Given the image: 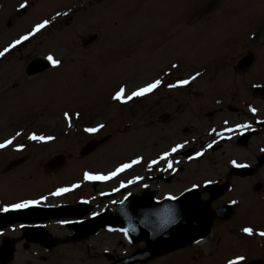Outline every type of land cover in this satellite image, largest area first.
<instances>
[{
    "label": "rangeland",
    "instance_id": "rangeland-1",
    "mask_svg": "<svg viewBox=\"0 0 264 264\" xmlns=\"http://www.w3.org/2000/svg\"><path fill=\"white\" fill-rule=\"evenodd\" d=\"M20 1L0 0L3 10L0 13V52L10 51L13 48L12 45H16L13 52L0 61V144L17 137V133L24 132L38 134L44 132L54 139L42 141L40 144L25 145L24 152L17 150L16 147L3 148L0 150V173L9 161L20 155H32L30 163L34 165L42 164L48 157L60 152L74 157L66 163L61 171L55 174H58L56 177L46 178L39 167H31V175L27 179L20 178L24 174L23 170L16 171L9 177L0 175V199L5 203L16 202L28 197L36 198L50 192L52 186L58 182V184L61 182L68 184L74 179H80L83 162H85V166L106 170L102 159L115 160L144 151L151 143L150 134L146 131L119 135L105 147L99 149L92 159L86 161L81 157L80 152L92 139L88 135L82 134L81 126L103 124L104 127L100 129L97 139L108 135L114 136L128 124L134 125L132 130L136 126L139 129L144 128L145 125L149 127L162 126L155 119L167 110L166 100L156 102L158 100L154 99L157 97L155 96L150 99L153 101L152 106H147L145 100H136L123 107L121 103L118 105L112 102L116 93L114 91L118 88L121 89L122 85H126L124 89L127 97L136 87H143L157 79L164 82L163 76H167L165 78L167 80L169 77L170 79L189 78L192 71L189 72L188 67H194L192 64L180 66L183 69L179 73L177 69L172 70L169 65L175 60L186 57H211L212 50H214V54L218 51L219 44L222 43L224 37L234 34L240 36L244 34V31L259 30L261 25L256 23L258 18L261 23L264 22V0H227L232 5L230 22L227 20V15L222 17L217 24L200 27L197 30L188 23L186 24L187 28H175L163 38L159 34L160 30L174 15L170 12L161 15V6L159 5L166 2L174 3L176 0H157V7L152 2L146 3V0H109L101 7L95 8L94 12L93 9L82 12L79 15L81 24L75 19L77 17L75 14L73 20L76 23L69 28L70 30L66 29V22L63 20L66 17L63 12H60V15H56L57 17L52 20L56 19L51 28L47 25L36 32L34 35L37 37L34 41L19 50V44L16 42L22 41L24 36H29V39L33 37L34 35L31 33L34 32L36 25L46 20L49 21L47 18L50 8L56 10L55 7L66 0H45L43 6L32 13L31 18L29 16L16 19L14 13ZM69 4L71 2L67 5ZM154 9L155 11L151 13ZM39 14H43L42 18H35ZM54 16L51 14V19ZM10 20L12 26L8 27L7 23ZM189 27L192 29H188ZM77 29V32H72ZM69 31L72 32V38ZM96 31H101L104 38L102 37L103 39L96 44L83 49L82 41ZM70 41H72V47L68 45ZM226 42L231 41L227 40ZM262 46L261 51H264V43L259 45L258 50ZM249 49L250 45L244 49H230L233 57L232 65L239 57L238 53ZM78 51L83 56L73 57L72 55L73 58H70V61L68 60V63L59 71L56 70L52 73L48 71L49 75L41 76L36 80L28 78L25 74V68L36 57L51 55L61 63L69 57L67 52L75 54ZM96 51L97 54H95ZM233 52H236L235 56ZM177 73L180 75L175 76ZM49 81H51V86ZM169 82L171 81L169 80L167 83ZM11 87L19 88L12 89ZM183 96L178 98L174 108L176 105L186 106L189 97L188 95ZM65 113H68V117L65 116ZM86 115L89 118L86 119ZM97 115L100 117L99 120L94 119V116ZM71 120L74 122L70 127H67V122ZM83 159L85 161H82ZM207 159L211 160L210 157H207L200 163L208 162ZM59 173L61 174L59 175ZM84 194L87 195L89 192L85 191ZM78 196H80L79 193L66 200L72 201V198ZM251 210L253 214L258 212L264 218V205H252ZM248 219L252 221L259 218L254 216ZM62 232L55 235L67 238L69 231ZM14 236L19 235L14 234ZM97 239L99 241H97L96 248L91 249L90 252L86 249L87 243L72 246L62 245L53 249L52 256L45 254L47 255L46 264H56L58 260L61 261L59 264L64 262L78 264V260L81 259H84V264H108L107 260L101 256L106 249L115 255L117 253L122 259L145 248L144 243L138 246L121 244L119 240L122 239L117 235L101 234ZM64 240L63 238L62 241ZM33 247L30 250L19 248L16 257L19 260L26 259V264H29V261L33 264H43V261L33 255L35 252ZM212 247L210 243H205L203 247H191V249L183 250L178 254L174 253L166 259L162 258L150 264H221L222 262L216 260L222 254L224 257L229 248L221 247L216 259H210L208 254ZM62 249L71 253L70 260L60 257L58 251ZM36 251L38 250L36 249ZM49 257L50 260H48ZM90 258L94 259L89 260ZM253 259L259 260L260 258L253 257ZM12 264H15V261Z\"/></svg>",
    "mask_w": 264,
    "mask_h": 264
},
{
    "label": "flooded vegetation",
    "instance_id": "flooded-vegetation-1",
    "mask_svg": "<svg viewBox=\"0 0 264 264\" xmlns=\"http://www.w3.org/2000/svg\"><path fill=\"white\" fill-rule=\"evenodd\" d=\"M176 1L173 5L176 8V26L182 23L185 11H190L187 15L196 14L195 23L203 27L217 24L222 17L227 15V20L231 21L232 5L224 2L226 0H217L216 5L221 9L212 13L215 6L211 5L213 0H188L186 3L184 0ZM231 38L233 37L227 39L230 41ZM234 39L235 41L224 42L219 47L223 50L215 54L213 52L210 60L202 66L188 68L189 72L192 71L189 76L200 73L198 78L190 84L170 88L168 85H179L183 80V77L171 78L172 83H162L158 89L145 95L147 106H152L153 101L150 99L157 96L154 98L158 100L156 102L167 101L165 105L167 110L155 119L162 126L145 125L146 132L150 134L151 143L144 151L115 160L103 159L107 167L109 165L114 167V171L123 164L136 160H140V163L133 164L131 168L126 169L117 175L115 180L107 184L103 183L100 186L85 184L74 191L69 183L58 184V182L52 186L53 188L51 187V195L43 194L36 198H23L17 202L29 199L40 200L42 197H47V200L42 201L41 208L56 207L53 204L55 198L52 197L54 196L52 193L60 188H69L71 190L63 193L64 197L61 198L63 202L60 203L63 206H77L79 200L87 201L91 206L90 209L77 210L76 213L84 211L83 219L89 221L97 216H94V213L100 215L114 211L128 193L132 196H139L144 191L146 201L156 204L170 196L181 198L186 193H189L188 198L194 201L196 194L199 196L200 192L201 199L208 202L212 210H223L220 218L214 221L212 234L206 240L213 246L209 251L210 259H216L221 247L226 246L229 248L226 255L222 257V254L216 260L222 262L221 264H229V261L240 256L245 257L242 264H254L256 261L264 264V237L256 234L264 231V218L258 212L253 214L251 210L252 205H264V51H261L263 46L258 50L260 43H253V39L257 37L248 38L246 35H241ZM247 45H250L252 50H241L242 52L238 53L239 57L232 65L233 57L230 49H244ZM233 54L235 56L236 52ZM244 57L252 58L249 62L251 66L238 69V62ZM180 71H182L181 68ZM178 75L180 74L176 76ZM183 95L189 97L186 106L176 105L174 108L178 98ZM252 109H256L255 113ZM148 114H150L149 111ZM238 125H251V128L229 131V129H236ZM180 144L184 147L172 153L171 150ZM201 152L211 160L207 159L206 163L196 162L194 157ZM166 153H171V155L164 159ZM189 159H191L190 162L184 163ZM232 161L248 165V167L237 168L233 166ZM170 163L171 167L168 166ZM82 168L83 172L86 169L98 171L84 164ZM133 181L136 182L132 183ZM207 181H212V183L206 184ZM71 183L75 181L72 180ZM121 183H125L127 188L117 191ZM196 185L199 187L194 188ZM189 189L193 190L189 191ZM85 191L89 194L85 195ZM77 193L80 196L72 198V201L66 200ZM233 201L236 203L233 204ZM24 211L27 210L21 211V215H18L17 222L14 224L0 220V232L4 233V236L0 238V249L10 244L17 253L19 248L30 250L35 246L33 247L35 252L36 249L38 252L44 249L51 254V250L62 245L91 243L88 248L94 250L99 241L97 238L102 233L117 236L120 234L118 231L111 233L100 229L97 234L80 242L56 243L51 248V236L60 242L63 238L68 242L71 241L74 226L67 223L77 222L78 219H59L48 212L22 214ZM254 216L259 219L249 221L248 218ZM63 222L64 224L61 225ZM189 226L194 228V222L192 221ZM247 227L253 229L252 236L244 233L243 229ZM62 231H69V235L66 234L67 238L55 235L63 233ZM14 234L19 236H14ZM124 240L123 235L119 243L123 244ZM195 246L199 247V244L191 245L185 250ZM105 251L109 254H105ZM16 253L15 259L10 264L14 261L15 264H26V259L19 260ZM257 255L259 257H256ZM101 256L107 260L108 264H114L120 259L117 253L115 255L107 249ZM50 257L48 260L51 259ZM253 257L260 259L255 260ZM42 260L46 262L47 259L42 258ZM29 264L33 263L29 261Z\"/></svg>",
    "mask_w": 264,
    "mask_h": 264
},
{
    "label": "snow or ice",
    "instance_id": "snow-or-ice-1",
    "mask_svg": "<svg viewBox=\"0 0 264 264\" xmlns=\"http://www.w3.org/2000/svg\"><path fill=\"white\" fill-rule=\"evenodd\" d=\"M21 7H27V5L24 4V5H21ZM58 15H60V14L58 13ZM63 15H67V13H63ZM48 24H49V21H47V20L44 21L41 24H37L34 32L31 33V34L34 35L36 32H39L41 29L47 27ZM253 38H255V37H253ZM28 39H29V36H24L23 37V40H28ZM20 42L21 41H17L16 43L19 44ZM15 46H16L15 44L12 45V47H15ZM5 51H8V50H5ZM3 55H4V52H0V57H2ZM47 59L53 66L58 67L60 65V61L55 59L51 55H49L47 57ZM173 67H178V65L174 64ZM199 75H200V73H197L196 75L192 76L190 79L182 80L179 83V85L170 84V85H168V87L175 88L177 86H180V87L186 86V85L190 84L192 81L196 80ZM161 84H162V80L157 79L154 82L149 83L146 86L141 87L138 90L132 92L127 97L125 96V91L126 90L124 88H121L114 95L113 98L118 100V101L127 103L129 100H132L133 98L143 97L146 94H149V93L153 92L154 90L158 89L161 86ZM252 111H253V113H255L256 109H252ZM65 116L68 117V113H65ZM69 119H70V117H69ZM103 127H104V125L101 124L97 128H87V129H85V131H87L89 133H96ZM241 128H251V125H238L236 129H229V131H239V129H241ZM218 135H222V133H218ZM31 139L32 140L46 141V140H52V139H54V137H43V136L33 135V136H31ZM12 143H13L12 140H8L5 144H0V148H5L8 145H11ZM183 147H184V145L180 144V145H177L176 147H174L171 151H172V153H174L178 149H181ZM209 147H211V145H209ZM17 150H22V148H18ZM168 155H171V153H166L165 156H164V159H167ZM197 155L198 156L199 155H203V153L201 152V153H198ZM137 163H140V160L133 161L132 163H129V164H123V165H121L120 168H118L116 171L110 173L107 176L92 175V174H89V173H85V179L89 180V181H97V180L106 181V180H110V179L114 178L115 176L119 175L124 170L131 168L133 166V164H137ZM153 163H156V162L153 161ZM232 163H233V166H235L237 168L248 167V165L238 164L236 161H232ZM168 166L171 167V164H169ZM138 179H140V178H138ZM135 182L136 181H133L132 183H135ZM211 183H212V181H207L206 182V184H211ZM76 187H79V185H76ZM122 187H127V185H123L122 184ZM145 187H146V185H145ZM196 187H199V186L198 185L194 186V188H196ZM70 190L71 189H69V188H60L56 192L52 193V195L59 196V195H61L63 193H66V192H68ZM192 190L193 189H189V191H192ZM117 191H119V189H117ZM129 196H130V193L126 194L124 199L127 200L129 198ZM169 199L175 200V199H179V197L170 196ZM44 200H47V197H42L40 200H36V199L23 200L22 202H19V203H13L11 205L3 206L2 208H0V211L8 213V212L22 211V210H26V209H29V208L39 207L40 204L42 203V201H44ZM84 203H87V201H84ZM113 203H115V201H113ZM232 203L235 204L236 201H233ZM93 215L94 216L98 215V213H94ZM165 223H167V221ZM21 227H23V225H21ZM108 230L109 231H123L125 233V235H127V229H113V228H109ZM243 231H244V233H246L249 236H252L254 234L253 229L250 228V227L244 228ZM0 234H2V233H0ZM256 234L260 235L261 237H264V231H261V232L256 233ZM197 243H200V241H197ZM244 260H245V257L240 256V257H238V258H236L234 260L229 261V264H242V262Z\"/></svg>",
    "mask_w": 264,
    "mask_h": 264
},
{
    "label": "water",
    "instance_id": "water-1",
    "mask_svg": "<svg viewBox=\"0 0 264 264\" xmlns=\"http://www.w3.org/2000/svg\"><path fill=\"white\" fill-rule=\"evenodd\" d=\"M89 42H92V40ZM37 66L38 65H35L34 67L31 66V68H30L31 71L29 70V74L30 73L35 74V73L41 72V70H43V69H37ZM98 144L99 143L91 144L89 146L87 152L94 150ZM25 160L26 159H21V160L14 162L13 164L10 165L8 170H11L14 167L20 165ZM58 162H61V160H59ZM199 212H200L198 215L199 226H198V229L196 228L194 234L191 236H188V234H186L187 232H184L183 234L182 233L178 234L176 231V227H174L173 231L160 232L158 235L155 236V239L151 242L150 237L148 236L147 232L144 231L142 237L147 239L149 244H150V248L147 250L146 253L147 254L151 253V252H153L152 250L158 249L160 247H161L160 249L163 250V251L155 253L150 258H152L154 256L166 254V253L171 252L175 249L182 248L183 246H186L188 243L192 242L193 240H197L199 238L205 237L210 232V227H211V223H212L214 216L211 217V214L209 213L208 206L205 204H202V203H200ZM104 217H102V218H104ZM196 217H197V214H196ZM105 219L106 218H104L103 220H105ZM118 221H121V220L118 218ZM118 221L115 219V220H106L105 222H107V223L108 222L119 223ZM105 222L96 224L95 226L104 225ZM182 240H184V243H182ZM148 258H149V256L145 255V256H143V258L140 259V261L144 262V261L148 260Z\"/></svg>",
    "mask_w": 264,
    "mask_h": 264
},
{
    "label": "bare ground",
    "instance_id": "bare-ground-1",
    "mask_svg": "<svg viewBox=\"0 0 264 264\" xmlns=\"http://www.w3.org/2000/svg\"><path fill=\"white\" fill-rule=\"evenodd\" d=\"M37 37V36H36ZM204 158V157H203Z\"/></svg>",
    "mask_w": 264,
    "mask_h": 264
}]
</instances>
